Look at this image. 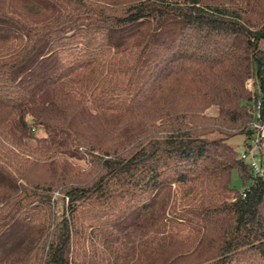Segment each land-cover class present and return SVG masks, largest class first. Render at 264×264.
Masks as SVG:
<instances>
[{
    "label": "trees",
    "instance_id": "16d2710c",
    "mask_svg": "<svg viewBox=\"0 0 264 264\" xmlns=\"http://www.w3.org/2000/svg\"><path fill=\"white\" fill-rule=\"evenodd\" d=\"M253 120L264 0H0V264H264Z\"/></svg>",
    "mask_w": 264,
    "mask_h": 264
},
{
    "label": "built area",
    "instance_id": "2783aa9c",
    "mask_svg": "<svg viewBox=\"0 0 264 264\" xmlns=\"http://www.w3.org/2000/svg\"><path fill=\"white\" fill-rule=\"evenodd\" d=\"M258 111L254 110L256 115ZM249 128L253 130L252 138L246 149L240 151V157L250 163V166L253 168V172L256 175L264 174V165L258 163L256 154L258 152V139L264 136V124L259 123L256 120L251 121Z\"/></svg>",
    "mask_w": 264,
    "mask_h": 264
},
{
    "label": "rangeland",
    "instance_id": "374dc122",
    "mask_svg": "<svg viewBox=\"0 0 264 264\" xmlns=\"http://www.w3.org/2000/svg\"><path fill=\"white\" fill-rule=\"evenodd\" d=\"M209 113L214 112V108H211L209 111ZM229 143L231 145H233L237 150H242V141H243V136L242 135H235L232 136L228 139ZM246 185L250 184V181H247L245 183ZM245 184L243 185V182L241 181L237 170H233L232 174H231V186L234 187L237 191H242L243 187L245 186ZM60 209V205L57 206V210Z\"/></svg>",
    "mask_w": 264,
    "mask_h": 264
}]
</instances>
